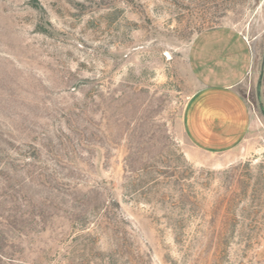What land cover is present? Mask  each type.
<instances>
[{
  "label": "rangeland",
  "instance_id": "1",
  "mask_svg": "<svg viewBox=\"0 0 264 264\" xmlns=\"http://www.w3.org/2000/svg\"><path fill=\"white\" fill-rule=\"evenodd\" d=\"M255 64L253 128L187 154L202 30ZM264 0H0V264H264Z\"/></svg>",
  "mask_w": 264,
  "mask_h": 264
},
{
  "label": "crops",
  "instance_id": "2",
  "mask_svg": "<svg viewBox=\"0 0 264 264\" xmlns=\"http://www.w3.org/2000/svg\"><path fill=\"white\" fill-rule=\"evenodd\" d=\"M188 60L198 87L179 118L187 154L199 161V155L232 153L253 128L251 103L239 89L254 68L252 44L237 27L220 24L193 38Z\"/></svg>",
  "mask_w": 264,
  "mask_h": 264
},
{
  "label": "trees",
  "instance_id": "3",
  "mask_svg": "<svg viewBox=\"0 0 264 264\" xmlns=\"http://www.w3.org/2000/svg\"><path fill=\"white\" fill-rule=\"evenodd\" d=\"M262 113L264 114V108L262 107Z\"/></svg>",
  "mask_w": 264,
  "mask_h": 264
}]
</instances>
